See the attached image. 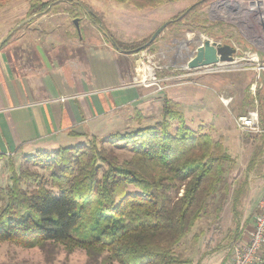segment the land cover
Wrapping results in <instances>:
<instances>
[{
  "label": "trees",
  "instance_id": "16d2710c",
  "mask_svg": "<svg viewBox=\"0 0 264 264\" xmlns=\"http://www.w3.org/2000/svg\"><path fill=\"white\" fill-rule=\"evenodd\" d=\"M112 1L141 9L175 0ZM207 1L196 0L185 15ZM61 3L30 0L27 16L69 11ZM86 15L92 24L100 22L94 12ZM116 43L123 50L140 46ZM259 112L264 126V109ZM135 115L141 118L139 112ZM211 130L203 125L190 128L178 103L164 97L160 119L153 125L91 136L84 143L25 155L27 166L18 170L10 158V183L0 190V242L26 248L56 242L68 250L82 248L91 259L101 257L103 263H188L177 251L180 243L203 217L209 200L216 195L225 199L234 184L227 183L226 175L235 161L223 139L213 138ZM254 136L257 142L245 174L232 188L233 226L226 229L224 246L239 234L246 174L264 162V132ZM105 143L130 148L131 159L120 160ZM4 158L0 153V161ZM28 165L41 167L48 176L31 171ZM215 210L218 215L222 203Z\"/></svg>",
  "mask_w": 264,
  "mask_h": 264
},
{
  "label": "crops",
  "instance_id": "0c3cea01",
  "mask_svg": "<svg viewBox=\"0 0 264 264\" xmlns=\"http://www.w3.org/2000/svg\"><path fill=\"white\" fill-rule=\"evenodd\" d=\"M63 14L60 21L59 14L41 15L15 39L3 40L6 34L0 35V153L5 156L0 165L10 158L17 163L25 155L84 143L91 136L153 125L160 119L162 101L167 97L178 103L190 128L211 126L212 137H221L228 153L234 145L242 149L250 145L248 154L242 156L244 176L257 138L254 136L247 142L234 125V117L241 108L227 89L230 81L219 80L228 78L230 71H221L219 75L197 74L185 77L187 80L178 78L183 76L181 72H170L161 77H169L172 82L168 81L161 89L136 84L137 54L117 51L87 15L78 18L79 23H88L84 30L67 24L68 13ZM120 38L128 41L127 37ZM220 95L229 99L228 104L220 100ZM137 112L141 120L136 118ZM254 171L246 174L247 193L240 206L239 234L234 241L248 239L258 212V200L264 197L263 173L259 174L263 182L252 192ZM235 184L234 181L226 197L229 219L226 229L233 226L230 201ZM222 209L220 215H224ZM226 229L211 249L197 242L193 251L199 254L196 260L187 258L191 261L186 264H223L233 243L222 245ZM220 249L224 250L220 253L217 251ZM256 264H264V250Z\"/></svg>",
  "mask_w": 264,
  "mask_h": 264
},
{
  "label": "rangeland",
  "instance_id": "374dc122",
  "mask_svg": "<svg viewBox=\"0 0 264 264\" xmlns=\"http://www.w3.org/2000/svg\"><path fill=\"white\" fill-rule=\"evenodd\" d=\"M41 1H52L54 3L62 2L61 4L63 8H67V10H69L66 11V13H68L66 15L69 16L66 23L69 25H72L73 23V26H76L75 23H77V27L85 30L84 27L88 23L85 21L79 23L78 20L74 19V16L84 18L86 15L84 10H82L78 5H75L76 1H79L87 7V9H90L95 13L98 20H100L99 23L103 24L114 40L121 41L120 37H127L128 41L122 40L126 43L133 42L134 44L140 45L141 42L151 37L152 32L168 21L166 27L161 30L153 42L144 46L148 42L147 41L145 44L137 46L135 49H140L139 51L134 52V54H137L142 50L149 51L150 56L152 57L151 59L161 67L159 68L158 73L156 70V73L160 77L170 72L174 74L181 72L183 76L178 78H181L182 80H187L185 77L192 78L196 76L193 74L194 70L187 67V62L191 56L194 55L196 48L200 45V43H202V40H206V38L223 40L231 34L236 37V40L244 49L253 48L250 42L242 39L243 37L241 35L242 32L240 31V28L233 22L232 18L225 15V13L221 10V6L220 9L219 6L218 9H216L217 0H209L203 3L198 10L187 15H185V11L196 0L168 1L155 7L151 6L141 9L136 8L130 3L124 4L112 0ZM0 3H2V5H0V32L4 33L0 35L6 34V38H17L25 30V26H28V24L31 23L33 24V21L41 15L59 14V18H57L58 21H60L64 15L63 11H60L58 13L45 12L41 13L40 16H27L30 0H0ZM204 19H206V21ZM158 21L161 23L159 22V24H157ZM216 22L221 23L218 24ZM155 24L156 26L153 28L152 25ZM93 25L95 26V23ZM144 36L145 38H143ZM103 37L105 38V36ZM105 40H107V38H105ZM137 55H135V59ZM243 67H249V65H241L238 67L239 69L230 70L228 78L219 79L222 80V82L230 81V88L228 85L227 89L232 91V100L236 101L238 106H240L239 108H241L239 109L241 111L238 114L246 112L248 108L250 109L253 105V99L251 95H249V86L253 83V81H255V75L251 69ZM214 74L219 75L221 73L218 72ZM174 78L175 77L172 76V79ZM168 81H171V78ZM166 83L168 82L161 81L159 85L163 86ZM259 84L262 86H259L260 88L257 87L256 97L258 101V108L261 111V109H264L262 97V95H264V73H261ZM223 92L224 90H222V93ZM224 99H227L229 102L228 98L224 97ZM141 118L139 120H141ZM132 126H134V124H132ZM130 127L131 126L128 125L127 128L129 129ZM240 134L246 138L247 142L254 138L253 134ZM104 145L108 150H111L115 155H117L120 160H130L132 157L130 148H122L107 143ZM249 147L250 145L248 144L244 149H242L241 146L236 148L235 145L230 148L232 152H229V155L234 159L235 163L233 169L226 175L227 183L232 184V182H237L242 179V164H244L242 156H246L248 154L250 151ZM235 150L236 152H233ZM9 163V161H4L1 163L2 165H0V190L5 189V187L10 183ZM13 163L17 170L27 166L24 165L23 159L21 161L18 160L17 163L13 161ZM28 168L31 171L42 174L45 177L48 176V172L39 166L28 165ZM256 169L257 170L251 174L252 181L254 182L252 192H256L258 189L257 187L259 186L258 184L263 182V177L259 174H264V162ZM129 190L134 191L135 189L132 186H129ZM227 199L228 198L220 200V198L216 195L215 198L209 200L205 214L195 224L193 229H191V233L184 238L183 242L180 243L181 245L177 249V251L183 254L184 258H189L193 261V259L198 256L199 253L197 252L195 254L193 251L197 242L199 245L201 244L202 246H205V248L207 247L211 249V247H214L215 244L223 237L229 221L228 216H226V213L228 212ZM220 203H222V207H224V215H217L216 213L215 209ZM195 235L197 237H194ZM223 250L224 249H220L217 251L221 253ZM100 259L101 257L97 260L91 259L82 248L68 250L63 245L56 242H47L42 247L35 246L31 248L22 247L8 241L0 242V264L16 262L26 264H117L116 262L103 263Z\"/></svg>",
  "mask_w": 264,
  "mask_h": 264
},
{
  "label": "built area",
  "instance_id": "2783aa9c",
  "mask_svg": "<svg viewBox=\"0 0 264 264\" xmlns=\"http://www.w3.org/2000/svg\"><path fill=\"white\" fill-rule=\"evenodd\" d=\"M216 6V9L218 6L220 9L221 6L225 15L232 18L233 22L240 28L242 37L250 42L253 48L244 49L236 37L231 34L223 40L206 38L210 43H215V46L227 44L231 48L233 47L232 59L230 61L219 60L215 64L207 65V67L195 68L193 74L230 71L239 69L238 67L241 65H249V67L243 68L251 69L255 75V81L249 86V95L253 99V105L246 112L234 117V125L240 133L262 134L264 127L260 121L256 90L257 87L262 86L259 82L261 73H264V0H217ZM137 54L134 66V82L146 87L156 86L161 89L162 86L159 83L161 81L168 82L169 77L158 76L157 73L161 67L151 59L149 51L142 50ZM232 63L234 65H230ZM220 100L224 104H228V100L222 96ZM258 201V212L248 239L246 241H233L230 254L223 264H256L261 261V253L264 250V197Z\"/></svg>",
  "mask_w": 264,
  "mask_h": 264
},
{
  "label": "water",
  "instance_id": "95a60500",
  "mask_svg": "<svg viewBox=\"0 0 264 264\" xmlns=\"http://www.w3.org/2000/svg\"><path fill=\"white\" fill-rule=\"evenodd\" d=\"M76 3L82 7L84 12L86 14H89L91 11L90 9H87L81 2L76 1ZM186 12V11H185ZM77 26V23H75ZM167 25V22L163 23L160 27H158L154 32H152V35L148 42L144 45H148L153 40L155 37L158 36V34L161 32V30ZM95 26L99 29V31L102 33V35L107 38V40L111 43V45L119 52L130 54L133 52L139 51L140 48H137L133 51L131 50H123L120 49L119 46L117 45L116 41L113 39V37L109 34V32L105 29L102 23L96 22ZM7 39L6 37L3 39ZM143 46V47H144ZM234 53L233 47L231 48L229 45L224 44V45H217L215 46V43H210L208 39L202 40V43L196 48L195 53L189 61L187 62V67L190 69H195L199 68L202 66L211 65L217 63L219 60L221 61H230L232 59V55ZM219 55V56H217Z\"/></svg>",
  "mask_w": 264,
  "mask_h": 264
},
{
  "label": "bare ground",
  "instance_id": "6f19581e",
  "mask_svg": "<svg viewBox=\"0 0 264 264\" xmlns=\"http://www.w3.org/2000/svg\"><path fill=\"white\" fill-rule=\"evenodd\" d=\"M230 65H234V64L232 63V64H230Z\"/></svg>",
  "mask_w": 264,
  "mask_h": 264
}]
</instances>
